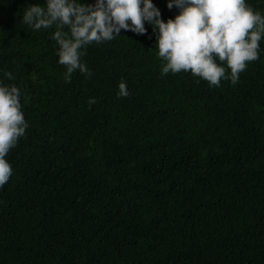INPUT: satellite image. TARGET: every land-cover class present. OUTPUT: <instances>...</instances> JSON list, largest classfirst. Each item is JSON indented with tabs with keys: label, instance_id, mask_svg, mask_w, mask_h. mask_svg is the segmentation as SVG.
I'll return each mask as SVG.
<instances>
[{
	"label": "trees",
	"instance_id": "obj_1",
	"mask_svg": "<svg viewBox=\"0 0 264 264\" xmlns=\"http://www.w3.org/2000/svg\"><path fill=\"white\" fill-rule=\"evenodd\" d=\"M152 2L165 22L179 13ZM33 4L46 0H0V85L21 90L28 124L5 157L0 264H264V37L215 87L162 74L145 21L87 46L91 76L65 82L55 26L22 22Z\"/></svg>",
	"mask_w": 264,
	"mask_h": 264
},
{
	"label": "clouds",
	"instance_id": "obj_2",
	"mask_svg": "<svg viewBox=\"0 0 264 264\" xmlns=\"http://www.w3.org/2000/svg\"><path fill=\"white\" fill-rule=\"evenodd\" d=\"M174 6L178 15L165 22L152 0H95L94 4L46 0V7H28L22 22L37 31L55 26L51 39L58 45V63L66 68L65 82L71 81L76 70L91 76V70L81 62L87 46L111 41L122 29L145 34V21L158 33L155 47L164 61V75L184 72L210 86L219 87L222 80L235 85L248 64L260 58L264 15L246 0H168L167 7ZM5 76L13 79L11 72ZM117 95H129L125 82L119 83ZM20 97L17 86L0 85V188L13 171L5 157L28 127ZM88 103L95 104V98Z\"/></svg>",
	"mask_w": 264,
	"mask_h": 264
}]
</instances>
